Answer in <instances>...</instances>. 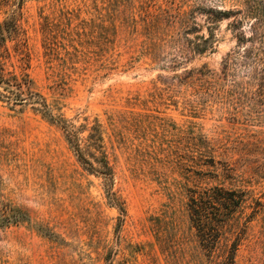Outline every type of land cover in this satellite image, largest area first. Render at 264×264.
I'll return each mask as SVG.
<instances>
[{"label": "rangeland", "instance_id": "obj_1", "mask_svg": "<svg viewBox=\"0 0 264 264\" xmlns=\"http://www.w3.org/2000/svg\"><path fill=\"white\" fill-rule=\"evenodd\" d=\"M7 20L0 71L113 176L1 99L0 264H264V0H0Z\"/></svg>", "mask_w": 264, "mask_h": 264}, {"label": "trees", "instance_id": "obj_2", "mask_svg": "<svg viewBox=\"0 0 264 264\" xmlns=\"http://www.w3.org/2000/svg\"><path fill=\"white\" fill-rule=\"evenodd\" d=\"M19 34L16 23L13 20H7L4 23H0V46H3L9 39H13ZM31 80L22 79L17 80L15 78H7L3 71H0V100L7 99V102L13 103L15 105H23L25 103H31L33 106H38L35 109L42 114L45 118H48L51 122L58 124L66 133L67 139L76 151V154L79 158V161L85 165L90 171L97 172L101 174L108 180L112 179L113 172L109 165L108 160L104 154L94 155L93 161L87 158L84 153V148L82 146L81 139V128L78 127L74 122L69 121L65 118L54 116L49 104L46 102L45 98L33 91L30 90ZM97 163L98 166L95 165ZM222 192V189H211L205 191L200 197L203 202L211 203L213 200H216V193ZM233 197L229 200V204L237 206L239 203L238 199L235 200L236 194L232 193ZM232 201V202H231ZM193 216L196 217V222L198 223V229L200 232H205L208 230L206 224L201 218L199 206L196 201H194ZM197 207V208H196ZM122 212L124 210L120 208ZM206 217V216H205ZM195 221V219H194ZM210 230V229H209ZM211 230H215L212 228Z\"/></svg>", "mask_w": 264, "mask_h": 264}]
</instances>
